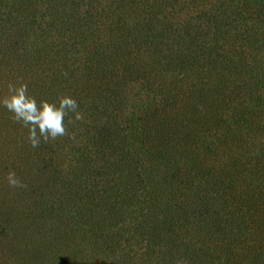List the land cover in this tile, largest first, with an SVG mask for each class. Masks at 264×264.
Returning a JSON list of instances; mask_svg holds the SVG:
<instances>
[{
    "label": "trees",
    "instance_id": "obj_1",
    "mask_svg": "<svg viewBox=\"0 0 264 264\" xmlns=\"http://www.w3.org/2000/svg\"><path fill=\"white\" fill-rule=\"evenodd\" d=\"M18 82L83 119L0 104L1 264H264V0H0Z\"/></svg>",
    "mask_w": 264,
    "mask_h": 264
},
{
    "label": "clouds",
    "instance_id": "obj_2",
    "mask_svg": "<svg viewBox=\"0 0 264 264\" xmlns=\"http://www.w3.org/2000/svg\"><path fill=\"white\" fill-rule=\"evenodd\" d=\"M0 104L13 113L15 122L28 129L27 140L33 148L39 147L41 142L48 143L69 135L65 126V117L69 113L74 114V119L69 118L68 124L83 119L77 101L71 96L62 94L56 102L41 99L38 103L35 97L28 94L27 84L23 82L9 83L7 94L0 98ZM5 178L10 187H26L14 170L10 169Z\"/></svg>",
    "mask_w": 264,
    "mask_h": 264
},
{
    "label": "rangeland",
    "instance_id": "obj_3",
    "mask_svg": "<svg viewBox=\"0 0 264 264\" xmlns=\"http://www.w3.org/2000/svg\"><path fill=\"white\" fill-rule=\"evenodd\" d=\"M0 256H1V254H0ZM1 262H2V260H1ZM1 264V263H0ZM2 264H4V263H2ZM9 264H12V263H9ZM13 264H14V262H13Z\"/></svg>",
    "mask_w": 264,
    "mask_h": 264
}]
</instances>
